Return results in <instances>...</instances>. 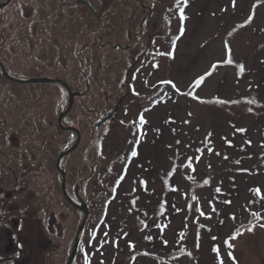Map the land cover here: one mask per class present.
Segmentation results:
<instances>
[{
  "label": "rangeland",
  "instance_id": "obj_1",
  "mask_svg": "<svg viewBox=\"0 0 264 264\" xmlns=\"http://www.w3.org/2000/svg\"><path fill=\"white\" fill-rule=\"evenodd\" d=\"M0 59L84 92L62 167L91 206L72 264H264V0H11ZM67 102L0 69V162L15 152L16 168L0 188L3 262L67 264L84 218L55 165L75 139L57 125Z\"/></svg>",
  "mask_w": 264,
  "mask_h": 264
},
{
  "label": "flooded vegetation",
  "instance_id": "obj_2",
  "mask_svg": "<svg viewBox=\"0 0 264 264\" xmlns=\"http://www.w3.org/2000/svg\"><path fill=\"white\" fill-rule=\"evenodd\" d=\"M0 62H1V64L5 67V69L7 70V68H6V66H5V64H4V61L3 60H1L0 59ZM0 69H1V73L4 75V77L7 79V80H9V81H12V82H14V83H22V84H28V83H31V84H42V83H56V84H58L61 88H62V90L65 92V95H66V91H67V94H68V102H67V106H68V104H69V99H70V95H69V91L67 90V88L62 84V83H60V82H58V81H55V80H53V81H43V82H18V81H14V80H11L10 78H8L5 74H4V71H3V67L0 65ZM7 72H8V70H7ZM8 74L10 75V76H12L9 72H8ZM12 77H14V78H17V77H15V76H12ZM39 77H44V76H32V77H30V78H39ZM30 78H28V79H30ZM45 78V77H44ZM46 78H49V79H57V78H59V79H61V80H63L65 83H67L64 79H62V78H60V77H46ZM17 79H19V78H17ZM21 80H26V79H21ZM68 84V83H67ZM69 85V84H68ZM69 87H70V85H69ZM85 87H87V84L85 85ZM88 88V87H87ZM70 89L74 92V102H73V105L76 103V100L78 101V100H80V98L82 97V95L84 94V92H78V91H74V89L72 88V87H70ZM125 98L124 97H122V99H120L119 101H118V103H117V105L118 104H120V101L122 102L123 100H124ZM116 105V111H117V109H118V106ZM67 106L64 108V110L67 108ZM73 107V106H72ZM114 109H112V110H110V111H108V112H112V111H114ZM116 111H115V113H116ZM63 111H61L60 112V114L62 113ZM71 112V111H70ZM70 112H68V113H66L64 116H63V118H62V121H61V123L59 122V115L57 116V125H58V127H59V130H60V133L61 134H66L67 132L68 133H70V135H72L73 137H75V139H74V141L69 145V146H67V145H65L66 143H64L62 140V143L67 147V148H70L71 146H73L75 143L74 142H76L77 141V139H78V136H80V140H79V143H80V141H81V127H80V125H78L77 124V122H76V120H69V119H66V117L68 116V114L70 113ZM113 119V116H112V118L109 120V121H111ZM97 122H99V121H97ZM97 122H95L94 123V125H92V127L94 128L93 129V131L94 130H96V128L98 127L97 125H96V123ZM68 127H74L76 130H74V129H71V128H68ZM0 132L2 133V129L0 128ZM32 136H34V135H32ZM74 143V144H73ZM78 143V144H79ZM73 144V145H72ZM78 144H77V146L76 147H78ZM46 144H43L42 146H45ZM75 147V148H76ZM67 148H66V150H67ZM74 148V149H75ZM66 150H64V151H66ZM74 151V150H73ZM1 152V151H0ZM72 152V151H71ZM70 152V153H71ZM15 152H13L11 155H9V158L7 159V160H5L6 162H4V161H2V162H0V188H2V180L3 179H5V181L7 182V183H9V184H12L11 183V181H12V179H15L16 178V168L14 167V165L12 166V162H11V160L14 158L13 157V154H14ZM62 153V152H61ZM60 153V154H61ZM69 153V154H70ZM59 154V155H60ZM59 155H58V157H59ZM58 157H57V159H58ZM57 159H56V161H55V165H56V168H57ZM63 160H64V157L63 158H61V160H60V166H61V168L62 167H64V164H63ZM6 163H8L7 165H5ZM58 169V168H57ZM67 175V174H66ZM8 189V188H7ZM9 190V189H8ZM2 192V191H1ZM80 192V191H79ZM64 193V192H63ZM68 193V195L70 196L69 198L67 197V195L64 193V198L67 200V201H69L70 203H71V205L73 206V207H75L76 209H78L79 211H81V212H83L82 210H80L77 206H75L73 203H76L77 205H82V203H84L83 202V199L81 198V196L77 193V190L75 189L74 190V195H72V194H70L69 192H67ZM1 195H3L2 193H0V196ZM8 195V194H7ZM10 196H13V195H10ZM9 196V197H10ZM8 197V198H9ZM15 199V198H14ZM72 200V201H71ZM10 202H12L11 200H10ZM73 202V203H72ZM84 204H86L87 206H88V209H89V213H90V211H91V206L89 205V204H87V203H84ZM7 210H10V209H7ZM1 229H2V227H1V225H0V232H1ZM11 233L12 234H14V232H12L11 231ZM15 235V234H14ZM15 237H16V235H15ZM10 244H11V246L13 245L14 246V238L12 237L11 238V236H10ZM10 245H9V247L8 246H6V247H3L1 250H3V253H4V251L5 252H9L10 251V253H12L15 249H12L13 248V246L11 247ZM2 257V256H1ZM17 258V257H16ZM15 258H4V262H3V260H2V258H0V264H14V262H15V260H14Z\"/></svg>",
  "mask_w": 264,
  "mask_h": 264
},
{
  "label": "water",
  "instance_id": "obj_3",
  "mask_svg": "<svg viewBox=\"0 0 264 264\" xmlns=\"http://www.w3.org/2000/svg\"><path fill=\"white\" fill-rule=\"evenodd\" d=\"M11 0H6L2 3H0V9L5 7L6 5H8V3L10 2ZM0 65L3 67V71H4V74L10 78L11 80H14V81H18V82H43V81H58L60 83H62L66 88L67 90L69 91V95H70V99H69V104L66 108V110L61 113L59 115V122L61 123L62 121V118L63 116L72 108L73 106V102H74V92L70 89L69 85L67 83H65L63 80L57 78V79H49V78H44V77H39V78H30V79H26V80H21V79H17V78H14L12 76H10L7 72V70L5 69V67L1 64L0 62ZM111 116L109 114H106L104 115V117L101 119V121H99L98 123H96V125L98 127L102 126L106 121H108V119L110 118ZM68 128H71V129H74L76 130L74 127H68ZM79 140H80V136H78V139L77 141L75 142V144L70 147L68 150L62 152L58 159H57V167L58 169L60 170L61 174H62V177H63V181H62V188H63V191L64 193L68 196V193L66 191V173L65 171L60 167V160L61 158L66 155L68 152L72 151L76 146L77 144L79 143ZM70 199V198H69ZM72 201V200H71ZM73 203V202H72ZM75 206H77L79 209L83 210L84 211V218L80 224V226L78 227V230H77V234H76V239H75V242H74V245H73V248H72V251L70 253V256L68 258V261H67V264H72L75 257H76V254L78 252V248H79V244H80V236H81V232L84 230V227H85V224H86V221L88 219V215H89V210H88V207L85 205V204H82V205H77L76 203H73Z\"/></svg>",
  "mask_w": 264,
  "mask_h": 264
},
{
  "label": "snow or ice",
  "instance_id": "obj_4",
  "mask_svg": "<svg viewBox=\"0 0 264 264\" xmlns=\"http://www.w3.org/2000/svg\"><path fill=\"white\" fill-rule=\"evenodd\" d=\"M186 2H187V0H184V3H185V4H186ZM179 3H180V0H177V4H179ZM233 6H235V0H233ZM179 11H180V19H181V21H183L184 19H186V17L184 16V10H183V8L181 7V8L179 9ZM250 19H251V17H250ZM182 31H183V26H181V33H182ZM226 47H227V45H226ZM168 55H171V53H168ZM225 63H227V64H231V63H232V59L230 58V50H229V58L225 61ZM213 67L215 68L216 66L214 65ZM240 70H241V72L243 71V66H242V65H241V67H240ZM209 74H210V73H209ZM203 80H204V77H200V78L196 81V84L199 85ZM164 83H171V81H165ZM172 87L175 88V85L173 84ZM177 91H178V90H177ZM218 102H219V103H224L223 101H218ZM140 123H141V124L145 123L143 116L140 117ZM240 131H243V130L241 129ZM136 155H137V153H136L135 151H133V152H132V156H136ZM204 183L207 184L208 181L205 180ZM217 191H219V189H217ZM194 198H195V197H194ZM229 247H231V245H229ZM214 250H215V249H214ZM230 255H231V254H230ZM85 264H89V262H88V258H87V255L85 256ZM220 264H223V262L221 261Z\"/></svg>",
  "mask_w": 264,
  "mask_h": 264
}]
</instances>
